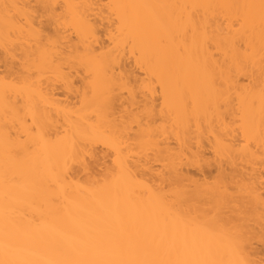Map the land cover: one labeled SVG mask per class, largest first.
<instances>
[{"label":"bare ground","instance_id":"1","mask_svg":"<svg viewBox=\"0 0 264 264\" xmlns=\"http://www.w3.org/2000/svg\"><path fill=\"white\" fill-rule=\"evenodd\" d=\"M262 5L0 0V264H264Z\"/></svg>","mask_w":264,"mask_h":264},{"label":"rangeland","instance_id":"2","mask_svg":"<svg viewBox=\"0 0 264 264\" xmlns=\"http://www.w3.org/2000/svg\"><path fill=\"white\" fill-rule=\"evenodd\" d=\"M42 22H43V21H42ZM76 80H77V79H76ZM125 97H126V96H123V98H125ZM123 100H125V99H123ZM100 148H101V147H100ZM204 149H205V151H206V153H205V151L203 150V151H204V154H207V157H206L205 155H204V156L207 158V160H209L208 162H213V160L208 159V156H209V158L212 156V155H211V152H210V149H208V147H207V148L205 147ZM98 150L100 151L99 147L97 148L96 151H98ZM99 151H98V153H99ZM101 151H103L102 153L104 154L105 151H104L102 148H101ZM207 151H209V152L207 153ZM209 153H210L211 156L209 155ZM100 154H101V152H100ZM100 154H99V155H100ZM103 154H101V157H102V159H105V158H103V156H104L105 154H107V152H106L104 155H103ZM102 155H103V156H102ZM105 157H106V156H105ZM212 158H213V156H212ZM100 160H101V159H100ZM107 160H108V157H107V159H105L104 161H102V163H101L102 165L100 164V161H99V164H98V165H100L101 167H104L105 165H107V164L105 163ZM90 161H91V160H90ZM91 162H92V161H91ZM91 162H90V163H91ZM93 163H94V161H93ZM97 163H98V162H97ZM103 163H105V164H103ZM107 163H108V162H107ZM212 164H213V163H210V165H212ZM93 165H95V163H94ZM103 165H104V166H103ZM210 165L208 164V167H209ZM100 166H97V165H96V169H97V168L100 169V168H101ZM224 166H225V165H224ZM208 167L206 166V168H203V169H202V167H201L200 169H196V171L194 170V168H192V169L190 168V169H189V167H187V168H188L187 170H188V173L191 174V177L195 178V176H196L195 179H197V180H199L198 178L200 177V181H201V179H203L202 177H204L206 174H207L206 176H209L210 178H211V177L214 178L213 175L216 176L217 170L215 169V165H213V168H211L212 166L209 167V168H208ZM207 168H208V169H207ZM185 169H186V168H185ZM209 169H210V170H209ZM101 170H102V169H101ZM197 170H198V171H197ZM214 170H215L216 172H215ZM99 171H100V170H98V172H99ZM185 171H186V170H185ZM193 171H194V172H193ZM200 171H201V172H200ZM195 172H199V173L196 174ZM202 172L204 173V175L201 174ZM214 172H215V174H213ZM263 172H264V169H263L262 172H261L262 177H263V175H264ZM208 173H209L210 175H209ZM211 174H213V175L211 176ZM201 175H203V176H201ZM189 176H190V175H189ZM206 176L204 177V179H203L202 181H205V180H206V181H209L210 178H208V177L206 178ZM212 178H211V180H212ZM207 179H208V180H207ZM261 181H262V182L264 181V177L261 179ZM263 184H264V182L262 183V186H264ZM262 186H261V187H262ZM261 189H262V194H264V193H263V191H264V187H262ZM253 242H255V240H254ZM253 242H252V243H253ZM256 243H257V244H256ZM256 243H255V244L253 243V244L251 245V247H253V250H254V251H252V252H255V251H256V252H259V253H258L259 255H261V253H262V256H261V257H262V260H263V259H264V254H263V253H264V245H262L263 243H262L261 241H259V242L257 241ZM255 245H257V250L255 249V247H256ZM260 245H261V246H260ZM258 247H260V248H258ZM261 249H262V250H261ZM256 252H255V253H256ZM258 254H256V256H257ZM259 255H258L257 257H258V258H261V257H259ZM256 256H255V257H256ZM258 258H257V259H258ZM259 260H260V259H259Z\"/></svg>","mask_w":264,"mask_h":264},{"label":"snow or ice","instance_id":"3","mask_svg":"<svg viewBox=\"0 0 264 264\" xmlns=\"http://www.w3.org/2000/svg\"><path fill=\"white\" fill-rule=\"evenodd\" d=\"M264 7V5H262ZM116 264H164V262H154V261H125V262H116ZM179 264H208V262L202 261H182Z\"/></svg>","mask_w":264,"mask_h":264}]
</instances>
